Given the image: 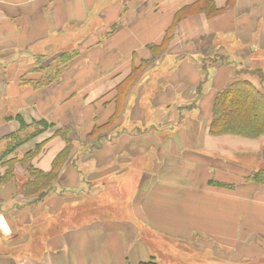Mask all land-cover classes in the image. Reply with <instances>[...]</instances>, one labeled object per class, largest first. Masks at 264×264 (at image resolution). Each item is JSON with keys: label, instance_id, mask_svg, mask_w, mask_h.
<instances>
[{"label": "crops", "instance_id": "obj_1", "mask_svg": "<svg viewBox=\"0 0 264 264\" xmlns=\"http://www.w3.org/2000/svg\"><path fill=\"white\" fill-rule=\"evenodd\" d=\"M210 2L214 6L212 12L202 9ZM81 46L79 57L86 50L90 53L69 63L62 77L52 84L33 88L21 83L39 55L54 56ZM231 46L239 50L243 68L258 70L245 79L262 85L264 0H0V115L4 113L0 119V143L19 128L16 119H7L18 113L28 123L31 122L28 119H46L57 126L73 123L72 130L79 133L76 138L81 141L94 128L106 127L119 111L120 118L127 112L138 115L139 108L143 114L134 119L143 123L148 116L151 118L154 107L155 115L159 116L152 121L161 123L167 111L174 107L170 102L181 101L178 107L184 117L178 119L181 141L175 143L171 137L146 147L151 134L140 136L144 141L142 150L146 149V155L154 162L153 167L137 169L141 173L147 170L146 181L132 187L134 200L138 199L141 207L137 212L147 221L143 223L146 230L176 244L180 252L181 245L201 255L213 251L212 259L219 264L262 259L264 184L235 180L233 169L230 174L219 175L227 169L211 165L210 158L242 167L229 157L263 150L264 136L250 138L211 132L214 101L237 77L229 66L220 69L224 70L221 72L212 69L205 92L203 80L207 68L203 70L200 61L181 60L186 52L201 60L218 48L229 53ZM189 48L192 49L188 51ZM177 58L180 59L176 62ZM142 59L149 62L140 78L133 81L121 109L118 102L121 87L134 76L133 68ZM153 67L166 71L148 77ZM39 75V71H34L29 77ZM255 75L259 83L254 81ZM137 93L150 103L141 107L139 100L132 101ZM188 100L195 104L187 107L183 103ZM209 109L211 113L206 112ZM55 129L44 130L29 140L19 148V154L43 143L33 164L41 170H51L66 146L63 137L53 134ZM135 144L134 133L123 134L113 144L94 150L109 152L101 161L94 151L89 157L80 156L81 152L72 153L61 171L64 176L60 180H65V184L59 182L55 190L36 203L20 199L10 183L1 184L0 204L6 205L0 206L3 238L11 236L16 228L25 231L22 234L25 238L30 234L26 224L32 229L36 227L37 233L39 230L45 233L43 244L36 241L35 257L7 255L6 261L0 258L1 264H138L147 260L144 257L149 259L147 249L130 230L118 234L106 224L95 223L92 231L83 237L76 230L78 223H73L79 216L75 208L88 194L86 188L92 190L91 179L121 178L120 174L132 167V155L138 152ZM136 160L135 168L139 160L147 163L144 158ZM122 163L128 166L120 168ZM175 167L177 171L169 180L165 168ZM210 176L236 184L218 186L211 182ZM158 211L161 216L157 221ZM50 213L59 214L51 217ZM59 216H66L67 223H54ZM94 238L98 243L92 244L89 252L84 242ZM172 251L173 247L169 253Z\"/></svg>", "mask_w": 264, "mask_h": 264}, {"label": "rangeland", "instance_id": "obj_2", "mask_svg": "<svg viewBox=\"0 0 264 264\" xmlns=\"http://www.w3.org/2000/svg\"><path fill=\"white\" fill-rule=\"evenodd\" d=\"M77 49L78 50L83 49V46ZM190 49L192 48H189L188 51H190ZM230 50L231 52L226 53L227 51H223L222 49L218 48V50L215 52H212V53L209 52V54L205 57H202L201 60L195 57L194 53L189 54L186 52V53H183V55H181V60L187 59L188 61V59H191V60L196 61L197 63L200 61L199 63H201L202 69H203V66L205 65V67L207 68V73H206V78L203 80V88L206 92V89H207L206 84L210 80L212 69L214 70L217 69L221 72L224 70H220V69H224V68H227L226 66H229L231 67V69L230 68L229 69L231 71L232 70L234 71L235 77H238L242 71V75L239 76V78L237 79L249 78L252 73H255V74L258 73L257 69L250 70L246 67L243 68V61H242V58H240L239 56L240 54H239L238 49L236 50L235 47L231 46ZM89 53H90L89 50H86L83 53L82 57L81 56L77 57V60H82V58H84L85 55ZM48 56H53V55L48 54ZM46 58L47 57L40 59L39 62L45 63L47 61ZM179 59L180 58H177L175 59V61L177 62ZM59 60L53 62L51 65L59 62ZM203 61H205V64H203ZM153 68L149 70L147 74L148 77H151V76L156 77L158 74L166 71V69L162 67H158L154 69ZM32 69H33V66L29 68V71H32ZM254 81L256 83H259V79L257 75H255ZM262 82L264 84L263 80ZM263 84L259 86L256 85V86L260 90L264 91ZM146 88H147V85L145 86V90H147ZM204 90H203V93H204ZM136 96L137 98H133L132 101H134L135 99L139 100L138 105L141 104L140 105L141 107H144L146 106V104L150 103L148 99H141L143 98V95L141 93H137ZM196 96L197 95H195V97ZM205 96H207L208 98L211 97L208 94H206ZM152 100H155V99L153 98ZM195 101H198V97L195 99ZM195 101L188 100V101H185L186 103H183V104L187 106H193V103L195 104ZM152 103H154V101H152L151 104ZM170 103L173 104L174 107L170 108L167 111L166 116H164L163 119L160 120L161 123L152 121V120H155L157 116H159V115H155L156 108L154 107H153V112L151 115L152 119L148 116L145 122L140 123V121H137L136 119H134V117H138V115L143 114L141 109L137 108L138 115H131L129 114V112H127L124 116H121L117 125H115L112 129H110V131H106L102 133L98 132L97 135L95 136H89L90 138H87V135H88L87 134L85 137H82L85 140L81 139V141H79L77 139L78 142L74 141V144H75V147H74L75 149L73 148L75 150L74 155L81 152L80 156L89 157L91 156L93 151L97 148L101 140H105L101 144L104 147V145L107 146L110 143L113 144L114 142H116L120 138L121 135L123 136V134L129 135L131 133H134L135 143L137 144V145L135 144V148H137L136 151L138 152L133 153L132 156H134L133 157L134 160L132 163V167L129 166L128 171H123V173L120 174L121 178H119V176H116L117 178L115 180L109 179L108 180L109 182L104 181V179L103 180L102 179H97V180L91 179L90 185H91L92 190L89 188H86L88 191V194L85 196L84 200L79 201L80 205L75 208V212L79 211V216L75 217L73 223H78V228L76 230H79L80 231L79 235H82L83 237L87 233H90L92 231V228L95 225V223L106 224L110 226L111 228L116 229V232L118 234H122L126 230H130L131 233H134V237L136 236L139 239L140 244L143 245L147 249L148 251L147 256L155 255L156 256L155 258L161 264H219V262L217 263L213 261L214 259H212V256L214 255L213 251H209L208 253H206V255H201V254L194 253L193 249L184 248L181 245L180 247L181 252H180L176 244H172V242L169 243L167 240H164L159 235H154V234L152 235L151 232H148L146 230L147 226L143 224V223H147V221L145 220L144 217H141V214L139 215L137 212V210L141 207H140L139 200L138 199L134 200L133 193L135 189H133L132 187L135 183L146 181V179L144 178V174L147 171L145 170L144 173L143 172L141 173V171L137 169L141 167H148V166L153 167L154 165V162L151 160V158L146 155L147 150L146 149L142 150L143 148H141V146L144 143L143 139L140 138L141 134L147 133V132L151 134L152 139H150L149 141H146V147H149L151 142H156V141L166 142L169 139H171V137L175 139V143H178V141H181L179 138V135H180L179 131L181 130V121H178L179 118L184 119L183 114H181V111L178 109L179 105L181 104V101H176L173 103L170 102ZM206 112L211 113V109L207 110ZM1 115L4 116L3 111L1 112ZM1 115H0V119L3 118L1 117ZM28 120L32 121L31 119H28ZM164 123H167V124H164ZM32 129L34 128L33 127L28 128L27 132H30ZM71 135L73 137L75 136L77 137L79 133L76 131V132H73ZM5 146H6L5 141L0 143V153L2 152ZM102 146L99 147V150L103 148ZM76 150H77V153H76ZM242 151H246V150H242ZM83 152L85 154H83ZM177 152L180 153L179 150H177ZM108 153L109 152L107 153H104V152L99 153L97 151L95 152V154L99 156L100 161L102 159H106L105 156H107ZM139 158L146 159L147 163L143 164L139 160L137 168H135V165L137 164L136 159H139ZM229 158H231L232 160L233 159L236 160V163L241 164L242 167L237 164H233L234 166H231L232 165L231 163H225L221 161L219 158H217V160L210 158V164L211 165L216 164V165H219L227 169L226 172L225 171L219 172V175L230 174V170L233 169L235 180L243 179L244 176H246L251 171L253 170L255 171L258 168L264 167V148L263 150H258V151L249 152V153H235ZM214 161H216V163ZM4 164L0 163V173H2L5 170V166H3ZM201 164H203V162H201ZM124 166H128V165L126 163L120 164V168ZM203 166H206V165L203 164ZM133 169H136L137 172L134 171ZM17 170H18L17 177H19L20 178L19 181H21V177H23L24 174L27 173L26 169H23L21 166L18 165ZM166 170L168 172L167 177L169 178V180H172V177L175 171H177V168L176 167L173 169L165 168V171ZM62 175L64 176V174L60 172L61 177ZM61 177L59 178L58 183L60 182V184L64 185L65 180H60ZM212 178L213 177L210 176V179ZM104 182H107V184L105 183V185H103ZM10 184L12 188L16 190L15 183L12 182ZM95 187H99L102 190L95 192L94 190ZM19 198L22 199L23 198L22 195L19 194ZM27 200L30 201V199H27ZM1 205H3V203L0 204V206ZM3 206H6V205L4 204ZM40 213L41 211L38 213V215H40ZM58 214L59 213H50V216L52 217L53 215H58ZM160 216H161V211L160 212L158 211L156 214L155 220L158 221ZM33 219L34 218L32 217L31 220L33 221ZM54 223H67L66 216H59L58 220L55 221ZM25 226H27L26 231L28 232L29 230L30 232V234L29 233L26 234L25 238L22 235L24 234L25 231L24 230L20 231L21 226L19 227L20 229L18 228L13 229L11 236L7 238H3V236L0 233V258L3 259L4 257V260L6 261L8 260L6 257L7 255L11 257L13 256L35 257L36 256L34 253L37 251V249H35L36 241L38 244L39 242L40 244H43L45 242V235H44L45 233L41 232L40 230L37 233L36 227H33L35 231L33 233L32 228H29L27 224ZM72 230H75V229L73 228ZM57 232H59V230H57ZM143 235H144V238H142ZM97 243H98V240L96 238H94L93 240L84 242L85 248H87L89 252H90V246L92 244H97ZM131 245H133L132 242H131ZM172 247H173V251L169 253ZM28 251H32V252H28ZM26 252L28 253L26 254ZM180 254L186 257L185 258L180 257ZM144 258L148 259L146 257ZM2 262L3 261L0 260V264ZM234 264H237V263H234ZM243 264H264V258L258 259L255 261H249Z\"/></svg>", "mask_w": 264, "mask_h": 264}, {"label": "trees", "instance_id": "obj_3", "mask_svg": "<svg viewBox=\"0 0 264 264\" xmlns=\"http://www.w3.org/2000/svg\"><path fill=\"white\" fill-rule=\"evenodd\" d=\"M202 9L212 12L214 10V6L210 2L206 3ZM80 54V50L74 49L59 52L54 56H48L47 54L39 55L35 59L32 71L27 72L25 75L26 78H22L21 83L23 85L32 86L33 88L48 86L57 79L61 78L69 63L75 61ZM45 57H47V61L45 63L39 62L40 59ZM57 60H59V62L51 65ZM141 61V64L135 65L133 68L135 73L134 76L125 82L121 87V98H119L118 101L121 109L124 106V97L129 92L131 86L135 83L133 81L140 78L139 75L143 72L149 62L147 59H142ZM203 64H205V61H203ZM203 69L206 70L205 65L203 66ZM34 71H39L40 75L38 77H29V75H31ZM241 75L242 71L239 76ZM120 112L121 111L117 112V115L110 118L109 124L106 127L102 126V128H94L90 133H88L87 138H90L89 136L97 135L98 132L102 133L110 131V129L117 125L119 119L121 118H119ZM12 118L16 119L20 126L17 130L9 133L3 138L6 142V146L0 153V163H5L3 165L5 166V170L0 173V185L13 182L16 185V193L18 195L20 194L23 198L30 199L29 203H36L43 200L49 192L58 187L60 172L63 167L66 166V161L69 159L71 154L74 153V141L77 138L76 136L73 137L71 135L73 133V128L69 123L57 126L55 122H49L46 119H33L30 123H28L20 113L10 116L7 119L10 120ZM30 127H33L34 129L27 132V129ZM209 127L213 133H230L250 138L264 136V91L260 90L249 80H234L218 93L214 101L213 116ZM53 128H56L53 134L63 137L66 142V146L56 157L52 169L44 171L37 168L32 163L36 155L40 152L43 143L34 145L32 149H29L23 154H19V148L38 134L42 133L44 130ZM104 141L105 140H101L99 142L97 146L98 149L102 146L101 144ZM18 165L23 169H26L27 172L23 177H21V181H19L20 178L17 177ZM243 180L264 184V167L251 171L244 176ZM211 182L215 185L225 187H234V184H236L235 182L225 183L216 179H212ZM138 264L161 263L158 262L154 256H151L149 259L140 261Z\"/></svg>", "mask_w": 264, "mask_h": 264}]
</instances>
